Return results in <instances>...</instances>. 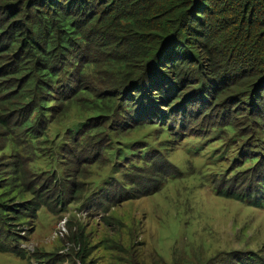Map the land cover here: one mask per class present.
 <instances>
[{"label":"trees","instance_id":"16d2710c","mask_svg":"<svg viewBox=\"0 0 264 264\" xmlns=\"http://www.w3.org/2000/svg\"><path fill=\"white\" fill-rule=\"evenodd\" d=\"M197 78L218 98L236 87L248 96L214 121L179 102L175 122L199 129L180 138L145 101L170 104ZM216 129L238 147L223 179L230 186L217 182L216 196L264 207V0H0V187L14 174L24 199L7 206L0 192L1 250L24 257L12 221L59 214L92 188L88 204L106 212L159 192L181 174L171 161L180 143ZM131 133L139 136L122 140ZM70 240L86 264L81 236ZM240 264H264V254Z\"/></svg>","mask_w":264,"mask_h":264},{"label":"rangeland","instance_id":"374dc122","mask_svg":"<svg viewBox=\"0 0 264 264\" xmlns=\"http://www.w3.org/2000/svg\"><path fill=\"white\" fill-rule=\"evenodd\" d=\"M199 81L197 78L180 85L177 99L170 104L145 101L155 110H164L165 113L160 111L159 114H166V119L158 124L165 129L170 124L168 130H175L180 138L196 134L199 129L193 121L187 128L175 122L170 109L176 108L179 102H184L194 113H198L195 109L206 113L202 119L214 121L228 116L233 98L239 100L248 96L246 91L236 87V92L218 98L219 92L213 83L201 84ZM195 97L199 100L190 101ZM205 97L209 102L203 105L200 99ZM76 112L80 113L79 110ZM190 113L182 112L181 119L189 123ZM147 129L141 130L140 134ZM220 132L216 129L212 134H197L183 140L181 148L176 149L178 152L171 153V161L178 166L180 176L169 177L155 194L127 200L106 212L99 211L96 204H88L95 190L92 188L59 214L43 209L37 218L12 221L13 225H19V233L26 236V252L20 258L0 249V264H82L78 256L80 250L70 240L72 233L81 236L86 264H240V258L246 253L263 255L264 207L255 208L216 196L217 182L230 186L223 179L233 167L238 150L233 142L234 135L227 132L228 138H218ZM123 136L122 140H128L139 135ZM161 137L166 139V133ZM199 145L210 148L208 154L222 157L207 156L202 146L199 154L195 149ZM136 150L137 146L134 152ZM187 152L196 157L188 156ZM204 165L210 169L208 181L203 179L201 172H206ZM13 175L5 177L7 181L0 187V192L8 195L2 201L7 206L24 201L20 187L16 185L18 178ZM22 214H12L13 219L23 217Z\"/></svg>","mask_w":264,"mask_h":264},{"label":"clouds","instance_id":"9594fccd","mask_svg":"<svg viewBox=\"0 0 264 264\" xmlns=\"http://www.w3.org/2000/svg\"><path fill=\"white\" fill-rule=\"evenodd\" d=\"M61 209V208H60ZM65 209H66V207H65ZM65 209H61L62 211H64ZM22 236H24L23 234H22ZM22 239H26V236H24ZM23 249L25 248V242H23V243H21V245H20Z\"/></svg>","mask_w":264,"mask_h":264}]
</instances>
